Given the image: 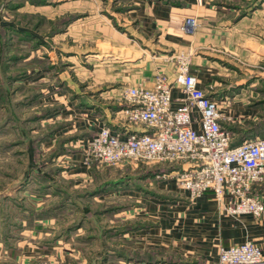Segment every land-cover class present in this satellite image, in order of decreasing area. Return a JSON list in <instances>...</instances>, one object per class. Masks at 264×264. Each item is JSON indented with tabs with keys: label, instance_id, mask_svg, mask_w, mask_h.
Instances as JSON below:
<instances>
[{
	"label": "crops",
	"instance_id": "0c3cea01",
	"mask_svg": "<svg viewBox=\"0 0 264 264\" xmlns=\"http://www.w3.org/2000/svg\"><path fill=\"white\" fill-rule=\"evenodd\" d=\"M54 1L27 0L25 5L48 9L47 12L60 7L66 12L78 13L74 22L79 37L86 34L87 23H95L98 27L93 38L95 49L85 50V58L93 67L87 69L84 62L81 68L84 74L90 72L89 80L85 78L87 87L99 91L100 96L84 93L78 99L60 104L55 110L52 102H40V107L50 111L27 131L30 140L24 149L31 162V173L25 176H30L26 185L31 186V194L25 184L23 189L21 179L14 195L0 200V225L7 206L13 209V218L17 216L20 220L19 232L12 228L6 230L8 239L5 238V242L9 246L2 249L11 253L13 264H34L44 257H49L55 264V256L62 263H69L65 257V254L71 255L68 252L72 244L69 236L78 234L76 230L81 231L82 225L77 221L70 222L65 229L63 216L68 214L67 207L74 205L77 213H80V207L70 199L62 206L58 203L64 196L63 189L83 190L87 181L93 179L83 139L95 135L102 125L125 134L146 131L143 126L121 119V91L126 86L153 88L158 73H165L174 81L176 62L170 59L171 56L191 50V72L198 78L199 86L214 98L229 99L224 110L233 120L225 125L235 137L243 138L254 132L255 124L257 135L264 137V66L259 67L264 64V36L257 30L264 23V18L260 19L264 1L94 0L90 19H87L85 5L74 4L71 0H59L61 4ZM5 5L6 2L0 0V9ZM47 12L44 15L49 18ZM191 15L197 16L199 21L194 34L183 30L185 18ZM1 19L0 23H3ZM70 27L71 23L67 24L64 32ZM22 81L23 78L17 82ZM50 86L47 84L48 91ZM172 95L173 107L179 106L180 90L174 88ZM39 106H34V113L41 112ZM17 110L21 112L22 108ZM37 123L44 129L55 125L58 128L35 144L33 139L41 134ZM10 124L4 122L0 132L8 133ZM12 129L22 134L20 128ZM58 148L62 151L54 157ZM55 169L60 170L61 175L55 174ZM175 173L176 170H172L142 179L138 187L121 184L93 197L95 201H98L97 197H109L103 199L106 203H118L121 199L129 201L113 217H120V221L125 220L122 224L131 226L125 233L118 232V236L125 238V248L140 257H114L110 264H217L220 246L247 240L255 241L264 250V216L263 221H258L252 214H226L223 204L211 192L191 201L189 193L178 186L173 177ZM161 176L166 179H159ZM56 185L62 186L63 192ZM178 189L184 196L180 201L173 193ZM22 191L25 197L31 196V205L25 211ZM253 194L264 198V182L258 188L255 186ZM80 200L85 203L86 199ZM28 228H32L31 238L23 241L22 235L27 232L23 230ZM48 239H52L51 243ZM10 240L13 244H9Z\"/></svg>",
	"mask_w": 264,
	"mask_h": 264
},
{
	"label": "built area",
	"instance_id": "2783aa9c",
	"mask_svg": "<svg viewBox=\"0 0 264 264\" xmlns=\"http://www.w3.org/2000/svg\"><path fill=\"white\" fill-rule=\"evenodd\" d=\"M198 26L197 16H187L183 30L194 34ZM191 55L188 50L171 56L176 62L174 81L158 73L153 88L122 89L121 119L146 131L125 134L102 125L83 140L86 161L176 163L181 167L173 176L191 201L211 192L226 214L263 217L264 198L253 190L264 182V137L234 144V133L225 125L233 120L224 110L229 99L214 98L199 86L191 72ZM174 88L182 94L177 107H173ZM217 264H264V250L253 240L220 246Z\"/></svg>",
	"mask_w": 264,
	"mask_h": 264
},
{
	"label": "rangeland",
	"instance_id": "374dc122",
	"mask_svg": "<svg viewBox=\"0 0 264 264\" xmlns=\"http://www.w3.org/2000/svg\"><path fill=\"white\" fill-rule=\"evenodd\" d=\"M4 1L6 2V5L0 9L2 22H8L14 24L15 27L26 29L31 36L29 37L23 31H7V45L5 46L3 53L7 56L19 55L28 57L29 55H32V57H28V59L24 60H10L8 61L9 66L5 65L0 70V97L2 98L0 100V122L4 121L8 116L9 108L7 110V108H3L2 106L4 103L9 104V101L17 102L34 96L33 99H36L34 105L22 107L21 112L19 110L16 111L19 118L24 119L29 118L31 114L35 112L34 106L37 105V103L40 104V102H43L44 100L52 102V106L57 107L60 104H64L69 99H78V97L81 95L83 96L84 93L85 95H94V97L100 96L99 91H92V89L87 87V81H85V78L89 80L88 76L90 72L84 74V70L81 68V65H84V62L87 69H92L93 67V65L90 64L91 61L88 58H85V55L87 54H85V50L95 49L93 38L98 30V27H95V23H87L85 29L86 34L82 33L84 35L79 37V29L77 23L74 22L77 18L76 14H78L76 12H66L60 7L57 10L54 9L47 12L46 10L48 9H36L35 7L31 8L30 5H25L27 0ZM72 1H74V4H83L86 6L87 19H90V17L93 16L89 13L90 11L93 12L91 4L94 0H71V2ZM261 1L263 2L264 0H257V2ZM54 2L61 4V1L59 2V0H55ZM82 9L84 8L82 7ZM46 12L50 15L49 18L44 15ZM71 16L74 17V19L70 22L71 27L66 33L64 32V28H66L64 23L69 21ZM82 16L83 14H81V17ZM262 18H264V8L260 11V19ZM257 30L264 36V23L257 28ZM33 36L38 37V39ZM69 54L71 57L68 56ZM263 66L264 64L259 67ZM47 72L48 75L45 74ZM24 74L25 76H23ZM8 75L13 77L23 76V81L22 83L17 81L13 82L9 85L10 91H7L5 83H9L8 81H10L7 78ZM20 84H22V88H18ZM47 84H51L49 91ZM35 86L38 87L37 90H35ZM83 88H86V91ZM65 116L68 117L67 115H64V117ZM64 117H62V119L60 118V120H63ZM12 123L8 126L13 127ZM33 124L34 123L27 122V124H25L26 130L31 126L34 127L35 125ZM36 126L40 127V123H37ZM12 127H9L10 131L8 133L3 134L0 132V144L11 143L12 147H14L13 150H8V152H4L2 149L1 151L3 152H0V200L5 196L14 195V189H19L17 184H19L20 180L22 179L24 181V177L31 173L29 155L24 152L26 143H18L19 141L17 140L22 138L24 134L19 135L18 130L15 129L14 132ZM39 129L41 130L42 126ZM13 142H17V144H14ZM90 164L93 181L88 180L86 184L87 187L90 184L93 185V183L109 177L113 178L129 174L136 178L141 166V164L136 165L134 163L106 165L100 164L97 161H91ZM96 165H98V167H96ZM60 172L61 171L59 170L57 174L61 175ZM161 177H159V179L165 178L163 176ZM26 183L27 182L23 183V189ZM26 187L28 186L26 185ZM30 187L27 189L29 194H31L32 189ZM125 188L129 189L127 187ZM179 190L180 189H178V191H173V193L180 201L184 196L179 193ZM23 191L21 202H23L22 207H24L23 211H25L28 210V207L31 205V196L27 193L28 195L25 197L26 195L23 194ZM97 198L98 201H95L94 198H90L89 201L85 200V203H80L82 206L83 204L89 206L92 215L94 214V219L81 214L80 204V213H77L78 209L72 205L67 207L69 209L68 214H64L63 216V227L65 229L75 221H77V223L78 221L81 222L82 225L81 231L76 230V232H79L78 234L75 233L69 236L72 244H70L71 249H69L68 252H70L71 255L67 256L65 254V257L68 258L70 264H110V260L116 257L115 248H125V246H127L125 245V238L122 237V239H120L118 236V232L122 228V221L125 220L120 221V217H113V215L111 216V214L104 211L111 206L113 208L115 205L123 206L124 204H127L126 202L128 200L121 199L118 203H106L107 201L105 202L103 199L109 197L101 196ZM185 200H188V198H185ZM168 204L171 203L168 202ZM172 204L177 203L172 202ZM65 207L66 206H64V210L66 213ZM5 210L6 211L2 215L4 221H1L0 225V264H13L11 253L9 251H2V249H5L8 245L5 242V238L8 237L6 230L12 228V230L15 229L16 232H19L18 226L20 220L17 216L13 218L14 214L12 208L7 206V209ZM74 210L76 211L74 212ZM257 220L263 221V217H257ZM22 221H24V219ZM4 222H6V224H3ZM27 222L29 221L27 220ZM31 229L32 228L23 230L27 231L22 235L23 241L24 239L31 238ZM110 230L117 231V234H110ZM71 232H73V230ZM51 241L52 239H48L47 242L51 243ZM13 242V240H10L9 244H13ZM55 243L58 244V242ZM53 245L55 244L52 243V246ZM55 259L57 260L55 264H69L67 262L62 263L61 259H58L56 256ZM40 260L41 259L34 261L33 263L54 264L49 257H44L42 261Z\"/></svg>",
	"mask_w": 264,
	"mask_h": 264
},
{
	"label": "trees",
	"instance_id": "16d2710c",
	"mask_svg": "<svg viewBox=\"0 0 264 264\" xmlns=\"http://www.w3.org/2000/svg\"><path fill=\"white\" fill-rule=\"evenodd\" d=\"M18 7V6H17ZM74 19V17H70L69 21H66L64 24L67 25L69 24L72 20ZM64 26V25H63ZM19 31V32H25L26 35H28L29 37L31 36L29 32H27L26 29H23V28H19V27H15L14 24H11V23H8V22H3V23H0V70L5 66V65H8L9 66V62L10 60H24L26 58V56H19V55H13V56H7V55H4V48L5 46L7 45L6 43V33L7 31ZM35 37V36H33ZM9 44V43H8ZM7 67V66H6ZM25 76V74L23 75ZM23 76H16V77H13L11 75H8L7 78L9 83H5L6 84V89L7 91L9 90L10 91V87L9 85L12 84L13 82L15 81H18L19 79L23 78ZM37 86V84H36ZM35 86V90H37L38 87ZM9 87V89H8ZM22 88V84L18 86V88ZM2 95V94H1ZM37 96V95H36ZM34 96H32V98H26V99H23V100H20V101H17V102H14V101H9V104H6L4 103V105L2 106L3 108H9L8 110V116L6 117V119L2 122H0V127L1 125L6 122V121H9L10 123L13 124V127H18L20 128L22 134H24V136L22 138H19L17 139L19 142L18 143H26L27 141H29V133L27 132L29 129L26 130V126L25 124H27V122H30V123H34L35 124V121H40L41 119H43L46 114L50 111L49 108H46V107H40L39 104V108L38 110L41 111L40 113H33L31 114V116L29 118H19V116L17 115L16 111L17 109L20 107H24V106H32L34 105L36 102V99H33ZM2 98L0 97V100ZM53 110L57 109L56 107H53L52 108ZM38 129L41 127H38L36 126ZM58 128L57 125L53 126V127H48L46 129L42 128L41 129V134H38L36 138L33 139V142L35 144H39L41 141H43L44 139H46V136H51L52 134H54V132L56 131V129ZM257 124H255V126L252 128L253 130H255L254 132H249L248 134H245V136L243 138H237L234 136V144H238L240 143L241 141H243L244 139L246 138H249V137H255V136H259L257 135ZM43 130V131H42ZM247 133V132H246ZM14 143V142H13ZM14 144H17V142H15ZM14 147H12L11 143L10 144H0V152H8V150H13ZM1 149L3 151H1ZM62 151V148L58 150H55V152L53 153V156H57L59 155V153H61ZM51 159V157H50ZM49 159V160H50ZM181 167V165L179 164H170V163H155V164H141L140 168H139V174L135 177L133 176H130L129 174H126V175H123V176H119V177H109V178H105L104 180H100V181H97L96 183H94L93 185H89L88 187H86L85 189L83 190H60L62 188V186L60 185H56L57 188L59 189L60 192H63L64 193V196L62 198V201H60L58 203V206H62L64 205V203L69 199L73 201V203L75 205L77 204H80L81 203V200L79 201V198L80 199H86V201H89L90 198H93L94 196L98 195L99 193L101 192H104L108 189H111V188H115L117 187L118 185H121V184H126V185H133V186H138V185H141V180L142 179H145V178H148V177H151L153 175H157V174H160V173H166V172H170L172 170H176L177 168ZM59 172L58 170L55 169V174ZM30 176L28 177H24V181L23 183L25 182H29L30 180ZM79 201V202H78ZM81 205V211H82V214L84 216H87V217H91L92 219H94L90 209H89V206L87 205H84L82 206ZM79 205V207H80ZM108 207V206H106ZM122 210V207L121 206H117L115 205V207L113 208L112 206L111 207H108L105 209L104 212H108L109 214H111V216L117 212V211H120ZM117 219V218H116ZM78 223H81V222H78ZM121 229L119 230V232L121 233H125L126 230L130 229L131 226H129L128 224L126 223H123L121 225ZM113 232H117V231H114V230H110V233H113ZM115 253H116V257L118 258H132V257H140L137 253L135 252H132L131 249H127V248H118V249H115Z\"/></svg>",
	"mask_w": 264,
	"mask_h": 264
}]
</instances>
